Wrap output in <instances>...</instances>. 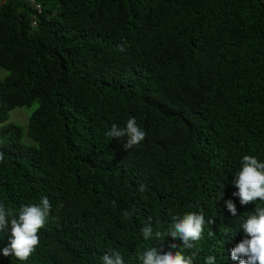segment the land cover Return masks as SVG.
I'll use <instances>...</instances> for the list:
<instances>
[{"label":"trees","instance_id":"trees-1","mask_svg":"<svg viewBox=\"0 0 264 264\" xmlns=\"http://www.w3.org/2000/svg\"><path fill=\"white\" fill-rule=\"evenodd\" d=\"M40 2L34 19L20 0L0 7V202L47 196L51 212L27 261L3 255L0 231V264H102L110 249L142 264L150 247L183 248L145 241L146 224L201 211L214 223L185 255L239 264L240 223L264 207L233 196L242 157L264 162V0ZM32 107L26 127L9 121ZM130 118L146 136L124 149L105 133Z\"/></svg>","mask_w":264,"mask_h":264},{"label":"clouds","instance_id":"clouds-1","mask_svg":"<svg viewBox=\"0 0 264 264\" xmlns=\"http://www.w3.org/2000/svg\"><path fill=\"white\" fill-rule=\"evenodd\" d=\"M120 50L123 51V48ZM105 135L109 138L126 137L123 147L129 149L139 145L145 139L146 133L137 125L135 118H130L125 127L112 125ZM3 159L4 156L0 153V161ZM233 184L238 189L233 196L239 197L241 205L264 202V162H260L255 156L244 155ZM139 190L144 192L145 187L141 185ZM222 196L223 191L218 193V200ZM226 206L233 217L237 216V209L232 200L226 201ZM50 212L51 204L47 196L41 197L39 203L22 205L18 210L0 202V231L10 225L12 235L10 247L3 250V255H13L19 261H27L39 245V230L45 226ZM123 215L125 219H129L133 212L125 211ZM206 223L213 224L214 220L206 221L202 211L172 215L166 232H154L149 222L141 229L145 241L153 238L163 241L165 236L170 235L179 238L183 242V248L173 253L163 252L162 248L158 250L153 246L145 250L139 259L142 264H193V257L185 255L183 249H191L195 242L203 238ZM224 229L229 235L237 231L233 230L231 225H225ZM209 235L214 233L209 231ZM244 235L246 238L231 250V259L238 260L239 264H264V207L257 206L254 213L247 214V218L240 223L237 237L242 238ZM177 247L176 244L171 245V248ZM101 259L102 264H125L121 253L112 249ZM205 264H216L215 256L206 257Z\"/></svg>","mask_w":264,"mask_h":264},{"label":"rangeland","instance_id":"rangeland-1","mask_svg":"<svg viewBox=\"0 0 264 264\" xmlns=\"http://www.w3.org/2000/svg\"><path fill=\"white\" fill-rule=\"evenodd\" d=\"M1 76H3L2 73H1ZM34 108L35 107H32L30 109H24V108L14 109L9 114V121H12L18 125H21L22 127H26L29 115ZM25 141L30 142V140L27 137H25Z\"/></svg>","mask_w":264,"mask_h":264},{"label":"built area","instance_id":"built-area-1","mask_svg":"<svg viewBox=\"0 0 264 264\" xmlns=\"http://www.w3.org/2000/svg\"><path fill=\"white\" fill-rule=\"evenodd\" d=\"M7 2L8 0H0V7ZM20 2L33 10V19L36 18V14L41 12L42 6L40 0H20ZM33 24L35 25L34 21Z\"/></svg>","mask_w":264,"mask_h":264}]
</instances>
